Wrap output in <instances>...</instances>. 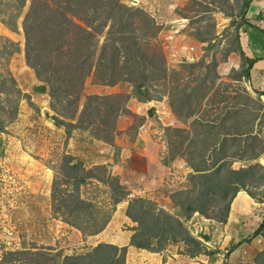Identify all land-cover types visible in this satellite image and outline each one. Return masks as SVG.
Here are the masks:
<instances>
[{
  "label": "trees",
  "instance_id": "16d2710c",
  "mask_svg": "<svg viewBox=\"0 0 264 264\" xmlns=\"http://www.w3.org/2000/svg\"><path fill=\"white\" fill-rule=\"evenodd\" d=\"M252 1L245 0L242 21ZM27 2L0 0V18L11 30L16 31L13 19L21 15ZM22 25L26 62L49 85L56 112L52 122L65 126L67 133L69 128L83 127L93 130L98 140L112 144L118 118L123 114L137 115L128 108L129 100H157L152 95L154 88H164L169 79L170 68L159 39L161 26L143 8L128 6L123 0H31ZM212 40L210 37L207 41ZM19 51L18 42L0 34V132L19 114L20 101L29 97L8 67L11 57ZM231 52L238 53L242 60V68L232 72L250 82L255 60L241 48L240 27L226 56ZM218 65L219 60L212 57L210 61L203 58L183 66L188 67L190 74L196 69L199 74L194 77V84L177 89L180 109L171 102L174 114L184 124L183 128H166L179 137L170 146L182 150L172 158H183L192 170L188 175L190 187L170 196L175 212L149 198H131L120 178L106 165L87 168L74 155L65 154L52 182L54 217L84 236H93L105 230L116 206L128 201L126 214L137 224L130 228L131 246L161 253L167 245L182 242L187 255L204 253L203 243L191 234L186 221L195 213L206 214L222 201L225 213L219 221L226 223L231 202L239 191L256 198L250 188L264 187V165L255 163L264 154V148L256 150L258 134L247 125L249 118L243 109L233 104L227 106L223 115L207 110L216 104L209 94L214 78L219 77ZM90 77L104 86L129 82L134 92L92 94L82 105V93ZM253 92L257 97H252V101L260 104L264 112V92ZM201 105L206 109L203 113L198 110ZM236 161L243 165L235 168ZM93 180L109 187L111 208L102 210L82 196V186ZM101 213L105 215L101 217ZM127 250V246L108 242H99L89 251L74 255L54 252L51 247L23 248L6 250L0 264H126Z\"/></svg>",
  "mask_w": 264,
  "mask_h": 264
},
{
  "label": "rangeland",
  "instance_id": "374dc122",
  "mask_svg": "<svg viewBox=\"0 0 264 264\" xmlns=\"http://www.w3.org/2000/svg\"><path fill=\"white\" fill-rule=\"evenodd\" d=\"M30 1L28 0L21 15L13 19L12 23H17L16 31L11 30L0 18V34L18 42L20 46V51L9 60L8 67L23 93L29 95V100L20 101V112L17 117L7 124L4 132H0V260L6 250L33 247H51L54 248V252H61L64 255L81 254L92 249L102 239H108L105 233L84 236L75 227L54 217L51 208V189L55 169L65 154L74 155L87 168L104 165L101 164L102 157L108 155L109 150L117 154L121 149L118 146L120 143L132 141L144 120L139 115H121L118 118L117 134L112 144L98 140L91 129L69 128L70 133H67L65 126L58 127L52 122L56 112L52 108L49 85L37 77L25 58L22 23ZM123 2L131 7L143 8L162 28L159 39L170 68V76L166 86L155 87L152 95L160 100L167 98L174 114L171 102H175L179 109L181 105L179 96H175L177 89H183L186 84H194L193 79L199 74L198 69L190 74L188 67L183 66L197 63L203 58L210 61L212 57H216L219 60L217 69L219 77L214 78L213 90L209 94L216 104L207 110L213 115H223L227 106L233 104L240 106L245 117L249 118L247 125L258 134L254 144L256 150L264 148L263 108L252 101V97L256 98L257 94L253 92L249 82L244 78L239 79L232 72L233 69L242 68V64L235 62L236 58L240 60L239 54L231 52L226 56L233 47L236 29L240 27L245 0H123ZM210 37H213L211 43L207 41ZM125 92H134L131 83L120 82L114 86H104L96 84L90 77L84 87L81 104L83 105L86 98L92 94L108 95ZM34 94L36 97L32 96ZM202 105L198 108L200 113L206 110ZM144 107L155 114V108H148L150 107L148 105ZM174 116L176 117L175 114ZM66 120L76 123L70 119ZM167 127L183 128L184 124L178 120L175 125L162 126V138L166 142L169 157L172 158V155L180 154L182 150L170 146V143L179 137L174 132L166 131ZM256 162L264 165V154ZM242 165L240 161L234 163L235 168H240ZM108 170L111 172L109 167ZM189 187L187 177V180L175 191ZM250 189L256 195H264V187ZM81 192L84 198L93 201L102 210L112 207L109 187L95 180L82 186ZM224 207L225 203L221 201L218 207H210L206 214H200L207 219V228H201L199 223H196L197 219L191 221L197 213L186 221L191 234L204 245L205 252L201 254L209 256L204 264H221L219 257L213 255L217 250L212 247L208 249L206 242H211L213 232L217 231L216 226L221 223L219 218L225 213ZM163 208L175 212L171 198L170 205ZM100 215L103 217L105 214ZM128 230L130 226L127 224H117L112 233L125 235ZM160 254L163 255V264L166 262L196 264L195 261L190 260L191 256L186 254L182 242L167 245ZM126 264H161V262L157 254L141 251L133 253L127 250Z\"/></svg>",
  "mask_w": 264,
  "mask_h": 264
},
{
  "label": "crops",
  "instance_id": "0c3cea01",
  "mask_svg": "<svg viewBox=\"0 0 264 264\" xmlns=\"http://www.w3.org/2000/svg\"><path fill=\"white\" fill-rule=\"evenodd\" d=\"M240 44L245 55L255 60L249 85L252 90L264 92V0H253L247 9L240 24ZM235 62L242 64L241 57L240 60L236 58ZM32 96L36 97V94ZM261 100L264 103V95ZM147 105L150 106L148 108L156 109L155 114L145 109L144 106ZM128 108L144 119L137 136L130 142L120 143L118 146L121 149L117 154L109 150V154L102 157L101 164L108 165L112 174L120 178L131 198L145 197L155 200L162 207H168L169 194L180 187L192 171L183 158L169 157L166 142L162 138V126L175 125L178 120L172 113L167 98L148 103L131 98ZM130 125L129 123L128 126ZM127 207L128 201L118 204L107 228L99 233L107 234L108 239L100 242L127 246L128 251L133 253L141 251L157 254L163 264V255L160 253L130 245L131 230L125 235L112 233L117 224H127L130 228L137 225L127 216ZM196 219L201 228H207V219L198 213L191 221ZM216 228L211 242L207 241L206 244L208 249L212 247L217 250L213 255L219 257V263L264 264V195L253 198L246 191H239L231 202L227 222L218 223ZM206 259L209 256L204 254L190 257L196 264H201Z\"/></svg>",
  "mask_w": 264,
  "mask_h": 264
},
{
  "label": "built area",
  "instance_id": "2783aa9c",
  "mask_svg": "<svg viewBox=\"0 0 264 264\" xmlns=\"http://www.w3.org/2000/svg\"><path fill=\"white\" fill-rule=\"evenodd\" d=\"M192 50H194V48H192Z\"/></svg>",
  "mask_w": 264,
  "mask_h": 264
}]
</instances>
